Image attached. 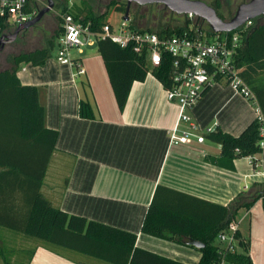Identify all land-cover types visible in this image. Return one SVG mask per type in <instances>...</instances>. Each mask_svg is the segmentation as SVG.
<instances>
[{
  "label": "crops",
  "instance_id": "crops-1",
  "mask_svg": "<svg viewBox=\"0 0 264 264\" xmlns=\"http://www.w3.org/2000/svg\"><path fill=\"white\" fill-rule=\"evenodd\" d=\"M56 51L43 66L23 63L17 74L22 84L40 89L46 127L58 132L43 195L70 215L136 234L139 248L184 264H199L202 253L185 245L187 240L143 234L157 187L228 205L256 185H264V178L254 176L248 157L234 160L235 170L211 162L221 156V146L207 135L204 143L171 146L169 133L178 108L168 101L164 85L152 74L133 84L121 111L97 42L77 55L86 73L76 78L73 68L58 63ZM81 101L92 106L94 119L81 118ZM257 115L253 103L225 83L213 85L193 110L201 129H219L235 137ZM207 141L213 145L207 146ZM236 221L250 242L253 264H264V200L242 208ZM27 247L29 258L18 264H108L43 243Z\"/></svg>",
  "mask_w": 264,
  "mask_h": 264
},
{
  "label": "trees",
  "instance_id": "trees-1",
  "mask_svg": "<svg viewBox=\"0 0 264 264\" xmlns=\"http://www.w3.org/2000/svg\"><path fill=\"white\" fill-rule=\"evenodd\" d=\"M71 0H54L59 14L70 12L94 32L111 24L107 21L109 10L126 13L127 4L110 0L106 11L100 12V0H81L80 6L69 10ZM219 17L222 2L211 4ZM163 16L172 14L161 5H132L128 24L138 32H156L168 36H198L197 29L211 31L202 19L183 15V26L157 23ZM174 15V14H173ZM223 19V18H222ZM57 27L48 35L39 33V45L27 48L34 26L23 31L18 39L7 45L0 55V226L20 234L45 241L108 264H184L137 246V235L115 227L70 215L55 207L42 193V186L55 151L58 132L46 127V108L38 87L24 85L18 77L23 63L43 66L58 47L64 34L63 21L56 18ZM203 26H207L204 28ZM156 28V31H154ZM29 38V39H28ZM243 47L236 64L241 76L257 97L264 116V17L252 20L244 34ZM21 46V47H18ZM101 54L115 93L118 106L124 111L131 88L135 82L145 81L149 68L143 57L132 47L123 49L111 39H98ZM163 85L170 80V68L162 66L152 72ZM79 114L84 119H94L92 106L81 101ZM260 124L254 120L244 132L231 136L219 129L207 139L221 146V156L211 158L214 164L235 170L234 160L255 156L261 152ZM264 200V185L245 197L228 205L214 204L203 199L158 186L142 226L143 234L179 242L194 239L205 244L199 264H253L249 252L250 242L237 233L238 248L230 251L218 241V236L236 221L242 208ZM192 247V246H191Z\"/></svg>",
  "mask_w": 264,
  "mask_h": 264
},
{
  "label": "built area",
  "instance_id": "built-area-1",
  "mask_svg": "<svg viewBox=\"0 0 264 264\" xmlns=\"http://www.w3.org/2000/svg\"><path fill=\"white\" fill-rule=\"evenodd\" d=\"M41 4L43 0H0V39L35 19L42 10ZM59 16L64 34L58 41L56 59L60 65L73 68L75 78L86 73L77 55L98 39H111L123 49L132 47L144 58L150 74L162 66L170 68V80L164 87L168 101L178 108L177 121L169 133V144L173 147L190 145L194 141L204 143L205 135L215 131L201 129L193 117L194 108L213 85L225 83L250 100L257 108V121L261 126V152L248 158L254 167V176L264 178V116L255 93L242 78L236 64L244 34L252 21L231 33H212L199 28L196 30L199 35L194 37L138 32L130 28L128 21H123L118 28L107 24L102 31L94 32L90 25H84L70 12ZM187 16L197 18L193 14ZM238 232L239 224L234 221L218 236V241L235 251ZM219 264L227 263L222 260Z\"/></svg>",
  "mask_w": 264,
  "mask_h": 264
},
{
  "label": "rangeland",
  "instance_id": "rangeland-1",
  "mask_svg": "<svg viewBox=\"0 0 264 264\" xmlns=\"http://www.w3.org/2000/svg\"><path fill=\"white\" fill-rule=\"evenodd\" d=\"M201 1L205 2L208 5H211L216 0H201ZM220 1L222 2L220 14L225 21H229L231 18H233L239 6L245 2H249L250 0H220ZM81 2H82L81 0H71L69 2V10L73 11L75 6L81 5ZM109 2L110 0H100L99 3L97 2L98 10L100 12H105L106 11L105 7ZM47 5H48L47 0H43V4L40 5V8L44 9ZM171 14H172L171 16H163L162 14L157 13V16L160 18V20L157 23L161 22L163 25L170 24L173 27L184 25L185 18L182 15L178 16L175 14L173 15V13ZM124 16L125 13L118 12L115 10V8H111L109 10L107 21L110 22L116 28H118L121 25V23L124 21ZM58 17H59V11H56L55 8L49 14L45 15L42 18V20L36 25L38 26V28H36V30H33L29 33L30 35L28 37H30V40L26 44L27 48L31 49L32 47L39 45L37 39L39 33L46 32L48 35H50L51 30L57 27L56 18ZM203 27L206 28L207 26H203ZM154 31H156V28H154ZM261 78L264 80V74L261 75ZM206 145L207 146L213 145V143L207 141ZM30 243H43L48 247L60 249L61 251H65L68 253L71 252V251L69 252L64 248L54 246L50 243L37 240L35 238L17 233L15 231L0 226V264H10V263L18 264L25 262L29 258V254L27 252H30V249H27L28 248L27 246H29ZM32 248L33 247H31V249Z\"/></svg>",
  "mask_w": 264,
  "mask_h": 264
},
{
  "label": "water",
  "instance_id": "water-1",
  "mask_svg": "<svg viewBox=\"0 0 264 264\" xmlns=\"http://www.w3.org/2000/svg\"><path fill=\"white\" fill-rule=\"evenodd\" d=\"M127 4V11L124 16V21H128L129 12L132 5L149 6V5H163L166 10H169L175 15H189L193 14L199 19L206 22L212 33H231L238 30L248 21L264 17V0H250L241 4L233 18L225 21L217 14L216 10L201 0H122ZM48 5L40 11L38 16L27 24L19 27L13 34L2 37L0 39V53L5 47L17 40L19 35L34 26H36L42 18L54 10V0H47ZM185 245L192 246L197 249L205 248V244L194 239L185 241Z\"/></svg>",
  "mask_w": 264,
  "mask_h": 264
}]
</instances>
